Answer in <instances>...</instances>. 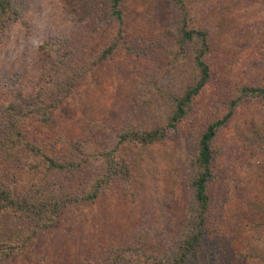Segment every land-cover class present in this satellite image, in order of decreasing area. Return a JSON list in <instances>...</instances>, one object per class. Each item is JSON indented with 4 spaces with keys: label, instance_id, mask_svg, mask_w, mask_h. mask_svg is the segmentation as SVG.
Segmentation results:
<instances>
[{
    "label": "rangeland",
    "instance_id": "1",
    "mask_svg": "<svg viewBox=\"0 0 264 264\" xmlns=\"http://www.w3.org/2000/svg\"><path fill=\"white\" fill-rule=\"evenodd\" d=\"M90 2L13 1L0 22V105L19 91L53 101L66 95L45 120L23 119L22 135L43 151L61 157L73 152L84 163L81 174L59 178L63 188L87 191L103 169L102 157L93 156L108 150L120 176L92 203L68 208L58 231L45 232L8 264H86L88 255L95 264H119L118 258L129 256L112 246L134 244L142 253L174 246L187 220V163L198 133L226 114L240 87L264 88V0H122L118 25L99 22ZM183 22L205 33L201 58L208 82L188 117L174 131L164 130L161 142L126 139L116 147L125 134L163 125L166 106L159 104L194 77L191 62L199 46L181 40ZM116 32L122 35L117 49L85 67L99 59ZM49 39L68 46L60 68L81 72L71 89V81L60 78L51 84L58 68L38 55L37 42ZM213 147L206 264H264V100L242 99ZM100 245L113 253L108 263L97 256Z\"/></svg>",
    "mask_w": 264,
    "mask_h": 264
},
{
    "label": "trees",
    "instance_id": "2",
    "mask_svg": "<svg viewBox=\"0 0 264 264\" xmlns=\"http://www.w3.org/2000/svg\"><path fill=\"white\" fill-rule=\"evenodd\" d=\"M13 1L0 0V22L7 18ZM90 1V5L94 9L97 8L100 13L99 16L96 12L99 22L101 20L111 21L117 25L121 23L120 5L122 0ZM180 34L181 40L185 44L193 46L197 43L199 46L198 53L191 62L194 77L180 94L175 97L165 96L163 104H159L163 107L166 106L163 125L159 127L152 124L144 132L125 134L123 136L126 137L118 139L116 147L126 139H129L130 142L147 145L161 142L164 138V130L174 131L177 125L188 117L192 101L208 82L209 69L201 58L207 48L205 33L187 29L186 23L183 22ZM121 36L118 32L115 33L112 43L105 48L98 60L94 58L89 62L90 57H85L86 60L89 59L85 67L102 61L113 53L120 44L118 40L122 38ZM67 48L68 46L65 44L49 39L39 46L38 55L44 63L50 61L54 69L58 68L50 76L51 84H56L54 79L60 78L62 83L71 81L69 87L71 89L73 81L82 76L81 72L73 73L60 68V59L63 58L64 50ZM83 70L86 71L85 68ZM40 88L41 86L37 89L43 92ZM70 89L66 91L67 95L70 93ZM21 92H17L18 94L14 96L11 93V100L0 105V264L14 261L45 232L58 231L68 208L92 203L98 198L102 187L120 176V167L117 161L112 159L114 151L108 150L93 156L95 160H100L102 157L103 169L100 176L92 180L87 191L63 188V182L59 178L66 176L72 179L75 173L81 174L84 163L73 152L61 157L59 151L54 154L51 151H43L22 135L20 123L23 119L39 115L45 120L50 116H45V114H49L66 95L53 101V98L47 99L43 93L22 95ZM247 98L264 100V88L258 86L240 87L228 102L226 114L220 120L206 124L197 135L193 156L189 157L187 163L192 172L189 181L190 200L187 205V220L176 244L159 253H142L134 244L116 245L115 248L112 246L111 249L114 251L120 249L119 247L123 248L122 251L129 256L128 260L118 258L119 264L207 263V259H209L207 255L210 251L204 244L208 231H212L209 228L211 195L208 194V185L214 178L212 163L216 157V150L213 147V142L217 132L224 127L236 106L242 99ZM168 104L170 105L167 106ZM103 250L104 248L100 245L96 250L97 256H101L100 259L103 263H108V259L113 253L109 252V249ZM101 251H103L102 255ZM87 257L90 260L85 258L86 264H95L94 259L89 258V255Z\"/></svg>",
    "mask_w": 264,
    "mask_h": 264
},
{
    "label": "clouds",
    "instance_id": "3",
    "mask_svg": "<svg viewBox=\"0 0 264 264\" xmlns=\"http://www.w3.org/2000/svg\"><path fill=\"white\" fill-rule=\"evenodd\" d=\"M37 47H39V42H37Z\"/></svg>",
    "mask_w": 264,
    "mask_h": 264
}]
</instances>
